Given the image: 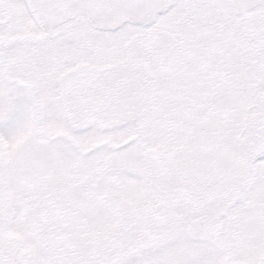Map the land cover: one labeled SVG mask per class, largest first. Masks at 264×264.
<instances>
[{
  "label": "snow or ice",
  "instance_id": "obj_1",
  "mask_svg": "<svg viewBox=\"0 0 264 264\" xmlns=\"http://www.w3.org/2000/svg\"><path fill=\"white\" fill-rule=\"evenodd\" d=\"M0 264H264V0H0Z\"/></svg>",
  "mask_w": 264,
  "mask_h": 264
}]
</instances>
